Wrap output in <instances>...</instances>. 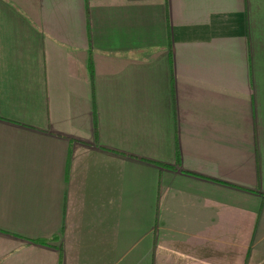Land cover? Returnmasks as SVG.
<instances>
[{
    "label": "crops",
    "instance_id": "0c3cea01",
    "mask_svg": "<svg viewBox=\"0 0 264 264\" xmlns=\"http://www.w3.org/2000/svg\"><path fill=\"white\" fill-rule=\"evenodd\" d=\"M0 264H264V0H0Z\"/></svg>",
    "mask_w": 264,
    "mask_h": 264
}]
</instances>
